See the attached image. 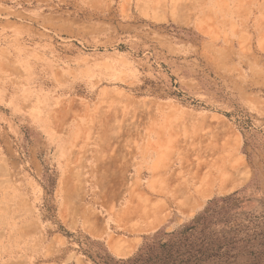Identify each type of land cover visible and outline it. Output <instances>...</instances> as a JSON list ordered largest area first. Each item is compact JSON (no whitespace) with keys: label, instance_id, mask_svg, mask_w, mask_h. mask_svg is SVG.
<instances>
[{"label":"rangeland","instance_id":"obj_1","mask_svg":"<svg viewBox=\"0 0 264 264\" xmlns=\"http://www.w3.org/2000/svg\"><path fill=\"white\" fill-rule=\"evenodd\" d=\"M215 200L258 244L264 0H0V264L127 259Z\"/></svg>","mask_w":264,"mask_h":264},{"label":"trees","instance_id":"obj_2","mask_svg":"<svg viewBox=\"0 0 264 264\" xmlns=\"http://www.w3.org/2000/svg\"><path fill=\"white\" fill-rule=\"evenodd\" d=\"M227 200L229 198L221 199V202ZM213 203L214 206L207 208L208 212H203L181 230L157 232L134 256L127 259L100 257L95 264H233L240 257L248 258L250 264L264 261V235L255 245V239H246L248 236L237 239L239 231L228 230V227L220 233L214 231L216 222L209 212L217 207L218 201H212L211 205ZM230 234L236 235L230 237Z\"/></svg>","mask_w":264,"mask_h":264}]
</instances>
